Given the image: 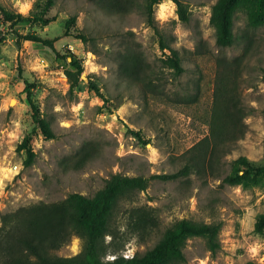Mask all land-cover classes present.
Returning <instances> with one entry per match:
<instances>
[{"label": "rangeland", "instance_id": "rangeland-1", "mask_svg": "<svg viewBox=\"0 0 264 264\" xmlns=\"http://www.w3.org/2000/svg\"><path fill=\"white\" fill-rule=\"evenodd\" d=\"M37 1L0 0V225L2 214L24 206L76 192L92 196L116 173L177 171L182 154L208 135L218 81L226 77L241 109L237 141L220 151L213 175L152 180L146 190L121 199L111 221L120 248L115 255H143L169 226L188 218L220 223V247L212 254L204 239L191 238L184 264H264V227L256 229L264 215V176L223 182L239 156L264 163V19L250 26L247 14L237 10L236 42L223 48L210 21L217 0H182L188 22L179 18L175 2L162 0L154 8L155 23L164 44L179 52L184 72L177 76L167 65L169 50L162 51L148 25L145 0L130 6L124 0H55L43 21L14 23L1 12L29 18ZM259 1L243 0V8L254 9ZM33 36L53 40V47ZM131 50L146 63L139 79L121 71ZM72 55L84 68L74 85L66 73L76 71ZM28 87L53 137L33 133L35 157L25 165L18 146L35 126ZM136 207L157 210L159 225L148 235L129 228ZM112 241L105 237V260L115 256ZM82 247L74 236L56 254L75 256Z\"/></svg>", "mask_w": 264, "mask_h": 264}, {"label": "trees", "instance_id": "trees-1", "mask_svg": "<svg viewBox=\"0 0 264 264\" xmlns=\"http://www.w3.org/2000/svg\"><path fill=\"white\" fill-rule=\"evenodd\" d=\"M162 0H145V10L148 25L160 37L162 51L169 50L167 65L174 69L175 75L184 72L179 52L165 45L162 35L155 23L154 8ZM177 6V14L183 22L190 19V11L182 0H172ZM55 0H38L36 11L32 17L13 14L1 9L6 20L14 23L21 21H43ZM125 6L133 4V0H124ZM244 11L248 16L250 26L264 19V0H260L254 9L243 8V0H217L212 6L211 23L216 27V42L223 48L232 47L236 42L234 32L235 13ZM45 21V20H44ZM73 17L70 22H74ZM32 39L53 47L54 41L49 38L33 36ZM68 58V57H67ZM224 63V62H222ZM70 65L76 71L67 70V77L74 85L84 68L72 55ZM146 63L140 51L131 50L123 58L121 71L128 77L139 79L144 72ZM264 78V66L261 68ZM224 72V71H223ZM221 72V74H223ZM227 73H224L225 75ZM221 75V76H223ZM219 99L213 106L209 133L181 156L183 165L175 172L153 174L151 176H129L120 173L110 176L105 185L92 196L71 193L66 198L54 202H39L21 207L1 216L0 225V264H184L186 256L184 249L189 239L202 238L207 249L215 254L220 247V223H204L188 218H182L169 226L155 246L143 255L126 257L118 254L120 248L115 246V232L111 231V221L119 201L136 191L146 190L152 180L176 181L187 179L192 174L206 177L213 175L217 166L219 153L238 139L241 123V109L233 97V88L226 77L218 81ZM29 86L28 83H26ZM27 100L33 110L34 128L28 133L19 151H24L25 165H30L35 157L32 147L33 133L40 130L46 137H53L50 123L41 117L40 111L33 100L31 89L26 88ZM140 137L138 132H134ZM264 176V163H256L246 156H239L231 162L229 174L223 179L228 185L250 183ZM156 208L136 207L130 210L128 225L132 232L148 235L159 225ZM264 227V215L256 223V229ZM107 235H112L110 245L115 255L111 260H105L108 250L104 247ZM74 236L83 241L79 254L63 257L56 254L67 246ZM115 246V247H114Z\"/></svg>", "mask_w": 264, "mask_h": 264}]
</instances>
